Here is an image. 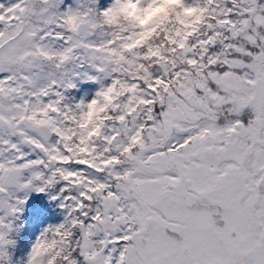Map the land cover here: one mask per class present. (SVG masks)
Returning <instances> with one entry per match:
<instances>
[{
	"label": "snow or ice",
	"instance_id": "6c2138e0",
	"mask_svg": "<svg viewBox=\"0 0 264 264\" xmlns=\"http://www.w3.org/2000/svg\"><path fill=\"white\" fill-rule=\"evenodd\" d=\"M33 192L24 264H264V0H0V264Z\"/></svg>",
	"mask_w": 264,
	"mask_h": 264
},
{
	"label": "rangeland",
	"instance_id": "374dc122",
	"mask_svg": "<svg viewBox=\"0 0 264 264\" xmlns=\"http://www.w3.org/2000/svg\"><path fill=\"white\" fill-rule=\"evenodd\" d=\"M70 2L71 0H66V3ZM107 83L108 81H105V84ZM80 87L81 91L77 99L81 97L91 99L99 89V84L78 80L77 88ZM62 219L61 211L50 204L45 194L31 193L28 202L24 205V211L15 220V224L19 226L18 231L11 234L16 241L14 246H9L12 264H24L32 243L40 232L48 225L59 223ZM32 222L35 224L33 227L30 226Z\"/></svg>",
	"mask_w": 264,
	"mask_h": 264
},
{
	"label": "clouds",
	"instance_id": "9594fccd",
	"mask_svg": "<svg viewBox=\"0 0 264 264\" xmlns=\"http://www.w3.org/2000/svg\"><path fill=\"white\" fill-rule=\"evenodd\" d=\"M168 2L171 3L173 2V0H168ZM155 11H159V9L154 10L152 14H154ZM152 14H149V16H145L144 18H142L141 23H147L148 19L150 18Z\"/></svg>",
	"mask_w": 264,
	"mask_h": 264
},
{
	"label": "trees",
	"instance_id": "16d2710c",
	"mask_svg": "<svg viewBox=\"0 0 264 264\" xmlns=\"http://www.w3.org/2000/svg\"><path fill=\"white\" fill-rule=\"evenodd\" d=\"M80 91H81V87L80 88H75V89H73L72 90V94H74L75 95V97L76 98H78L79 97V94H80ZM31 226V225H30ZM34 225H32V227H33ZM33 229V228H32Z\"/></svg>",
	"mask_w": 264,
	"mask_h": 264
},
{
	"label": "flooded vegetation",
	"instance_id": "af4514ba",
	"mask_svg": "<svg viewBox=\"0 0 264 264\" xmlns=\"http://www.w3.org/2000/svg\"><path fill=\"white\" fill-rule=\"evenodd\" d=\"M222 223V222H221Z\"/></svg>",
	"mask_w": 264,
	"mask_h": 264
}]
</instances>
